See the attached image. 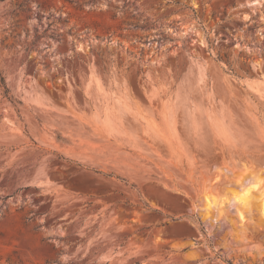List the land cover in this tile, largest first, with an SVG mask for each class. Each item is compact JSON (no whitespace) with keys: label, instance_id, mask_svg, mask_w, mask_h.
<instances>
[{"label":"rangeland","instance_id":"374dc122","mask_svg":"<svg viewBox=\"0 0 264 264\" xmlns=\"http://www.w3.org/2000/svg\"><path fill=\"white\" fill-rule=\"evenodd\" d=\"M0 74V264H264V0H0Z\"/></svg>","mask_w":264,"mask_h":264},{"label":"bare ground","instance_id":"6f19581e","mask_svg":"<svg viewBox=\"0 0 264 264\" xmlns=\"http://www.w3.org/2000/svg\"><path fill=\"white\" fill-rule=\"evenodd\" d=\"M257 180V178H254L255 182ZM226 193L228 194L229 200L225 198L220 201L219 192L209 189L205 195L204 207L206 211H212L217 204L225 206V202L230 203L231 200H234L237 206V213H239L241 218H243L245 214L253 213L255 207H259L264 216V188H261L259 184L250 181H242L239 182L238 188H227ZM229 203L227 204L229 205Z\"/></svg>","mask_w":264,"mask_h":264},{"label":"trees","instance_id":"16d2710c","mask_svg":"<svg viewBox=\"0 0 264 264\" xmlns=\"http://www.w3.org/2000/svg\"><path fill=\"white\" fill-rule=\"evenodd\" d=\"M0 87L2 88L3 95L8 97L9 90H8V87H7L6 83H5V80H4V78H3V76L1 74H0Z\"/></svg>","mask_w":264,"mask_h":264}]
</instances>
